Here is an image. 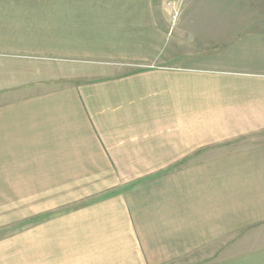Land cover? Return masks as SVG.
<instances>
[{"label": "crops", "instance_id": "crops-1", "mask_svg": "<svg viewBox=\"0 0 264 264\" xmlns=\"http://www.w3.org/2000/svg\"><path fill=\"white\" fill-rule=\"evenodd\" d=\"M188 8L0 0V264H264V31Z\"/></svg>", "mask_w": 264, "mask_h": 264}, {"label": "rangeland", "instance_id": "rangeland-1", "mask_svg": "<svg viewBox=\"0 0 264 264\" xmlns=\"http://www.w3.org/2000/svg\"><path fill=\"white\" fill-rule=\"evenodd\" d=\"M171 2L177 7L192 8V23L195 24H192L193 29L195 27L204 36L225 38L264 31V0H170ZM196 42L199 43L193 41L194 44Z\"/></svg>", "mask_w": 264, "mask_h": 264}]
</instances>
